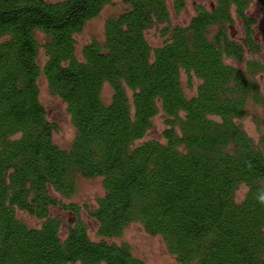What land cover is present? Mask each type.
I'll list each match as a JSON object with an SVG mask.
<instances>
[{"label": "trees", "instance_id": "16d2710c", "mask_svg": "<svg viewBox=\"0 0 264 264\" xmlns=\"http://www.w3.org/2000/svg\"><path fill=\"white\" fill-rule=\"evenodd\" d=\"M169 1L185 5L123 0L78 55L75 36L112 0H0V264H144L112 240L133 222L178 264H264V129L253 139L240 123L249 103L264 110V63L244 61L259 50L252 1L199 5L184 25L170 24ZM236 19L241 38L229 32ZM157 26L164 39L152 46ZM41 77L66 105L68 147L53 141ZM158 114L162 140L145 139ZM93 177L96 238L63 202ZM58 207L75 215L64 234Z\"/></svg>", "mask_w": 264, "mask_h": 264}, {"label": "rangeland", "instance_id": "374dc122", "mask_svg": "<svg viewBox=\"0 0 264 264\" xmlns=\"http://www.w3.org/2000/svg\"><path fill=\"white\" fill-rule=\"evenodd\" d=\"M113 3L105 6L100 14L89 20L82 31L75 36L77 54H80L81 48L92 39H100L103 36L104 21L112 13L118 12L123 6V0H112ZM216 0H185V5L180 10H175L169 1L170 24H186L195 14L197 6L211 7ZM248 14L254 18L253 26L256 32V39L259 42V50L255 54H247L244 61L248 58H256L264 63V28L261 20V7L256 0H251ZM160 26L153 27L146 32L147 41L152 46L162 44L163 37L159 32ZM229 32L236 38H241L243 27L236 19V23L230 28ZM227 62L243 67L244 62H237L233 59H227ZM40 100L43 103L48 118L55 122L57 129L53 132V141L60 147H68L74 138V128L70 121V116L66 110V105L57 97L51 95L48 86L43 77L39 79ZM103 98L108 101L111 96V88L104 84L102 90ZM264 110L253 103L248 104V113L240 119V123L246 132L257 139L259 131L264 129ZM165 128L164 118L161 114L152 119V127L148 130L145 139L153 138L162 140V131ZM246 187L241 186L237 191V197L242 198ZM103 194L101 179L79 178L76 193L68 198H63L64 205L73 203L79 209L82 221L87 225L89 235L96 238V222L89 217V210L95 207L96 200ZM17 216L26 221L31 226H39L41 220L34 218L23 211H17ZM50 216H56L61 219V233H65L69 226L75 221V215L68 210L60 207L50 209ZM116 242L127 243L133 253L143 260L144 264H178L174 255L166 248L161 236L151 235L136 222L130 223L120 236L112 239ZM79 264V263H75Z\"/></svg>", "mask_w": 264, "mask_h": 264}, {"label": "clouds", "instance_id": "9594fccd", "mask_svg": "<svg viewBox=\"0 0 264 264\" xmlns=\"http://www.w3.org/2000/svg\"><path fill=\"white\" fill-rule=\"evenodd\" d=\"M261 200L264 201V197H261Z\"/></svg>", "mask_w": 264, "mask_h": 264}]
</instances>
